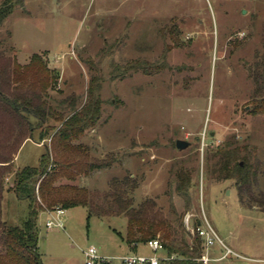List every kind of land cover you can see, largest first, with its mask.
I'll use <instances>...</instances> for the list:
<instances>
[{
  "label": "rangeland",
  "instance_id": "rangeland-1",
  "mask_svg": "<svg viewBox=\"0 0 264 264\" xmlns=\"http://www.w3.org/2000/svg\"><path fill=\"white\" fill-rule=\"evenodd\" d=\"M5 2L13 10L0 26V254L4 228L30 213L29 199L12 189L15 170L40 164L98 76L100 120L74 144L107 165L60 183L87 188L110 210L120 196L124 210L106 217L78 206L60 215L63 228L51 230V210L40 212L42 264H84L82 250L90 245L104 255L148 253L145 242L134 249L126 242L128 219L167 221L179 213L204 225L205 216L242 256L217 260L226 249L216 241L203 250L207 264H264V214L247 209L264 192V116L249 113L252 100L264 96V0H0V7ZM34 55L40 73L34 81L17 78L15 65L27 67ZM15 98L51 116L43 123L22 117L9 105ZM230 136L257 149L260 170L244 192L246 209L233 182L215 183L206 166V155ZM177 140L188 147L179 150ZM8 159L12 165H2ZM178 165L196 172L188 199L173 192L170 173ZM125 178L135 185H123Z\"/></svg>",
  "mask_w": 264,
  "mask_h": 264
},
{
  "label": "trees",
  "instance_id": "trees-1",
  "mask_svg": "<svg viewBox=\"0 0 264 264\" xmlns=\"http://www.w3.org/2000/svg\"><path fill=\"white\" fill-rule=\"evenodd\" d=\"M12 10V4L6 2L0 7V26ZM35 58L34 55L27 67L15 65L13 71L17 78L24 76L29 79L28 76H30L34 81L35 76L40 73L39 69H33ZM130 68L137 69L135 66H130ZM262 80L264 83V76ZM31 82L29 84H32ZM88 88L85 105L64 119L57 132L51 137L49 153L42 155L40 164L15 170V182L12 189L20 198L29 199L30 213L28 219L23 223L4 228L6 250L0 254V264H42L37 252L36 222L37 216L42 211L47 209L70 211L75 207L83 206L89 209L90 214L111 217L114 216L113 211L115 214H120V211L124 210L118 203L122 199L120 196L115 199L117 208L110 210L106 206V202L92 198L87 188L70 183H60L63 179L75 181L81 176L87 177L93 171L107 165L106 163L103 165L92 162L87 148L82 144H74L87 130L94 129L101 117L102 101L99 96L101 79L98 76H93L89 80ZM262 95L253 99L250 104L249 113L253 116H264V96ZM19 103L16 98L9 102L14 113L32 115L41 119V123L46 122L45 119L51 116L50 110H46L42 106L33 111L28 101L23 105ZM27 128H31V124L27 123ZM40 136L41 140L45 138L43 135ZM205 160L208 174L211 175L213 181L215 183L232 181L239 201L245 205L244 192H251L260 170L256 147L250 146L249 143H240L235 136H230L213 152L207 154ZM4 162L8 163L7 166L12 165L10 159ZM194 173H196L194 169L185 165L172 168L170 181L173 192L187 198L193 186ZM114 181L119 185L117 179ZM132 181L125 178L124 184L121 183L126 186L135 185ZM3 188L1 184V196ZM250 200L252 205L247 207L257 206L264 211V192L260 193L258 198L251 197ZM188 204L187 201L186 207ZM173 211L177 214L175 208ZM184 216V213H179L174 220L154 221L132 215L128 219L125 240L134 249L138 247L139 243L156 238L159 234L167 252L170 255H177V258L169 261L168 264H203L198 260L203 253L202 239L197 234L192 235L186 228L183 221ZM197 224L198 222H195V226Z\"/></svg>",
  "mask_w": 264,
  "mask_h": 264
},
{
  "label": "built area",
  "instance_id": "built-area-1",
  "mask_svg": "<svg viewBox=\"0 0 264 264\" xmlns=\"http://www.w3.org/2000/svg\"><path fill=\"white\" fill-rule=\"evenodd\" d=\"M47 213L49 214V218L46 221L47 229L51 230L53 228H63L60 215L67 213L66 210L59 209L49 211ZM203 218L205 225L203 224V220H195L191 214L185 215L183 220L186 224V228L192 235L197 234L201 237L203 250H208L211 245H213L216 241H219L226 249V254H224L221 259L230 254L240 256L229 246L223 243L207 218L205 216H203ZM195 222H198L197 226H195ZM144 246L150 250V253H138L132 251L131 253L121 255H104L96 246L90 245L82 250L84 264H168L169 261L177 258L176 254L170 255L167 252L163 241L159 237L149 239L144 243ZM198 260L203 264H207L209 262L208 254L203 252Z\"/></svg>",
  "mask_w": 264,
  "mask_h": 264
},
{
  "label": "crops",
  "instance_id": "crops-1",
  "mask_svg": "<svg viewBox=\"0 0 264 264\" xmlns=\"http://www.w3.org/2000/svg\"><path fill=\"white\" fill-rule=\"evenodd\" d=\"M39 136H40V133H39ZM28 141V138L26 137V139H25V143ZM44 141V139L43 140H39V142H38V145H41L42 144V142ZM2 165H8V163H3ZM237 192V191H236ZM238 196V195H237ZM238 198V202H239V204H240V207L241 208H244V209H246L247 207H245L240 201H239V197H237ZM248 210H254V211H257V212H260V213H262V214H264V211L263 210H260L257 206H253V207H248L247 208ZM67 215H71V210L69 211H67ZM238 246V245H237ZM235 252V251H234ZM237 254H239L240 256H241V254L239 253V252H237ZM230 255H233V254H230ZM229 256V255H228ZM227 256V257H228ZM240 256H237V258H242V257H240ZM221 257L222 256H220L219 258H217V260H221ZM227 257H225V258H227ZM224 258V259H225Z\"/></svg>",
  "mask_w": 264,
  "mask_h": 264
},
{
  "label": "water",
  "instance_id": "water-1",
  "mask_svg": "<svg viewBox=\"0 0 264 264\" xmlns=\"http://www.w3.org/2000/svg\"><path fill=\"white\" fill-rule=\"evenodd\" d=\"M243 13H245V10H243ZM189 145V143L185 140H177L176 142V146L179 150H183L185 148H187Z\"/></svg>",
  "mask_w": 264,
  "mask_h": 264
}]
</instances>
